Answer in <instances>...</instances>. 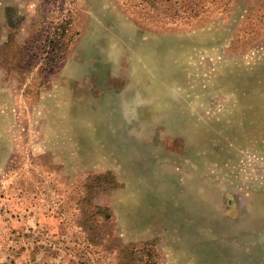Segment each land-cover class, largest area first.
I'll return each instance as SVG.
<instances>
[{
	"label": "rangeland",
	"instance_id": "rangeland-1",
	"mask_svg": "<svg viewBox=\"0 0 264 264\" xmlns=\"http://www.w3.org/2000/svg\"><path fill=\"white\" fill-rule=\"evenodd\" d=\"M144 241L264 264V0H0V264Z\"/></svg>",
	"mask_w": 264,
	"mask_h": 264
},
{
	"label": "trees",
	"instance_id": "trees-1",
	"mask_svg": "<svg viewBox=\"0 0 264 264\" xmlns=\"http://www.w3.org/2000/svg\"><path fill=\"white\" fill-rule=\"evenodd\" d=\"M106 175H97L95 178L102 180ZM121 251L128 257L122 258V264H159L160 262L158 253L154 250L153 241H144L139 247L129 243L123 244Z\"/></svg>",
	"mask_w": 264,
	"mask_h": 264
},
{
	"label": "bare ground",
	"instance_id": "bare-ground-1",
	"mask_svg": "<svg viewBox=\"0 0 264 264\" xmlns=\"http://www.w3.org/2000/svg\"><path fill=\"white\" fill-rule=\"evenodd\" d=\"M141 180H142V178H141ZM165 197V196H164ZM168 208V207H167ZM172 208V207H171ZM204 256V255H203ZM210 257H211V255H210ZM212 262V261H211ZM209 263H210V261H209Z\"/></svg>",
	"mask_w": 264,
	"mask_h": 264
}]
</instances>
